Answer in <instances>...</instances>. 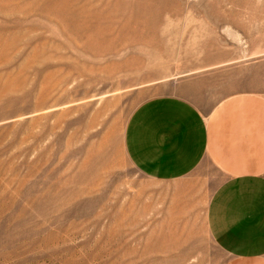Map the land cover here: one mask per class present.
<instances>
[{"label":"rangeland","instance_id":"obj_1","mask_svg":"<svg viewBox=\"0 0 264 264\" xmlns=\"http://www.w3.org/2000/svg\"><path fill=\"white\" fill-rule=\"evenodd\" d=\"M239 49L264 0H0V264H233L124 136Z\"/></svg>","mask_w":264,"mask_h":264},{"label":"crops","instance_id":"obj_2","mask_svg":"<svg viewBox=\"0 0 264 264\" xmlns=\"http://www.w3.org/2000/svg\"><path fill=\"white\" fill-rule=\"evenodd\" d=\"M260 50L233 51L225 62L199 69L205 74L181 81L177 93L146 100L124 136L132 164L154 182L176 185L179 215L204 214L212 240L233 264H264Z\"/></svg>","mask_w":264,"mask_h":264}]
</instances>
